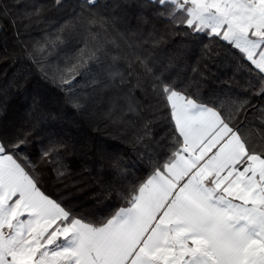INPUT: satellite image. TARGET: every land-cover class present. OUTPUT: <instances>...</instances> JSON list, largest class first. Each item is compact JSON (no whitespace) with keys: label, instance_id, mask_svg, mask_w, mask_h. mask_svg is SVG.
Returning a JSON list of instances; mask_svg holds the SVG:
<instances>
[{"label":"snow or ice","instance_id":"obj_1","mask_svg":"<svg viewBox=\"0 0 264 264\" xmlns=\"http://www.w3.org/2000/svg\"><path fill=\"white\" fill-rule=\"evenodd\" d=\"M18 3L0 0V65H20L0 83V264H264V0ZM222 52L247 75L240 94L205 90ZM65 107L147 164L136 176L99 150L113 179L97 211L43 183L87 155L54 130Z\"/></svg>","mask_w":264,"mask_h":264},{"label":"trees","instance_id":"obj_2","mask_svg":"<svg viewBox=\"0 0 264 264\" xmlns=\"http://www.w3.org/2000/svg\"><path fill=\"white\" fill-rule=\"evenodd\" d=\"M7 3H15V0H6ZM48 0H19V3L12 9L13 11H23L25 5L43 4ZM120 0H101V3L109 5ZM118 18L122 15L121 9H112ZM127 18L130 24H134L132 19V12L135 9H128ZM121 27L123 25L121 24ZM39 30H34L33 35H37ZM11 33H8L9 42ZM199 54V46L193 45L189 53V63H192L196 56ZM20 65L5 64L0 65V83L10 80L13 73L19 69ZM235 66L225 57L223 52L216 58L215 63L209 64L205 69L207 77L205 83V90L214 89L218 92H232L240 94V85H243L247 78L246 73H236ZM80 79V78H78ZM35 84V80L32 82ZM47 88V86H44ZM46 99L55 104L59 93L51 89L45 92ZM256 102V101H253ZM23 109H20L14 100L9 101V110L7 119L9 122H15L19 127L22 123ZM63 130L74 141H79V144H86L87 155H82L79 152H68L65 154V160L69 166L70 175L63 184H57L50 179V174L45 172L43 175V183L49 192L56 195H61L65 199H71L78 206L84 207L85 211L93 212L102 209L112 201L105 199L104 187L113 179L111 170L106 166V162L100 160L98 156L99 150L103 149L109 153L118 152L124 156V159L130 165V170L136 176L146 175L145 169L147 164L139 161L136 158L135 152L129 145L120 140L112 139L107 131L101 126L99 130H94L87 123L82 122L76 117L72 110L64 108L62 111V119L57 123L55 131ZM44 135H34L27 151L33 155L41 146V141ZM79 144L77 147H79Z\"/></svg>","mask_w":264,"mask_h":264}]
</instances>
